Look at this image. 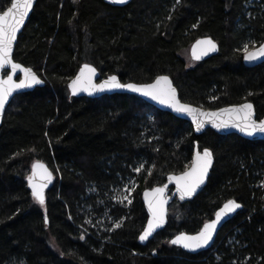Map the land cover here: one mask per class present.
<instances>
[{
    "label": "trees",
    "instance_id": "trees-1",
    "mask_svg": "<svg viewBox=\"0 0 264 264\" xmlns=\"http://www.w3.org/2000/svg\"><path fill=\"white\" fill-rule=\"evenodd\" d=\"M9 6L0 0V11ZM204 36L219 43L218 54L188 65L184 50ZM263 41L264 0H37L14 59L46 86L17 95L0 127V264H264V141L196 136L189 122L137 96L68 90L90 63L122 82L168 75L182 101L205 109L251 101L262 119L264 63L247 68L243 58L244 45ZM196 141L215 157L205 189L174 201L166 228L140 244L143 190L187 170ZM36 161L55 175L43 205L27 185ZM129 180L131 204L115 201ZM231 199L243 210L211 250L192 255L169 243L198 232Z\"/></svg>",
    "mask_w": 264,
    "mask_h": 264
},
{
    "label": "snow or ice",
    "instance_id": "snow-or-ice-1",
    "mask_svg": "<svg viewBox=\"0 0 264 264\" xmlns=\"http://www.w3.org/2000/svg\"><path fill=\"white\" fill-rule=\"evenodd\" d=\"M113 2L124 4L127 0H113ZM33 3L34 0H10L11 6L0 13V70L6 67L10 69L6 79L0 76V114L3 113L8 97L14 91L29 88L43 82L31 68L23 67L12 59L13 45L17 38V33L31 10ZM200 45H207V48L203 49L200 54H197L195 49L193 50V55L197 60L202 55H207L209 51L217 50V45L211 39L198 41L196 47ZM244 53V59L249 62L262 59L264 58V45L252 51H249L248 45H244ZM18 71L23 73V79L19 82L14 79ZM95 72V68L84 65L79 76L70 85L73 95L81 90L92 94L93 92H103L106 89L126 88L167 105L177 113H184L191 116L193 122L196 124L197 132L204 126L205 120L201 119L203 117L209 120L212 126L216 128H237L240 132L250 137L258 133L264 134V119L256 120L254 118L255 113L251 103L224 108L217 112H206L199 108H194L191 105L181 103L177 98L176 89L172 86V82L167 76L159 77L155 83L145 85H137L134 83L122 84L116 76H111L101 84H94L93 76ZM212 155V152L208 149H204L202 153L197 151L195 161L188 171L178 177H170V180H174L177 184V191L180 193L181 199H184L185 196L193 195L196 189L204 183V179L212 164ZM140 170V168L135 169L137 172ZM52 178V172L43 163L36 161L33 164L32 175L28 177V180L32 188L33 197L41 205L45 203L44 189L47 187V183L51 182ZM164 192L165 188H156L151 193H145L146 197H153L148 199V208L152 218L148 221L147 227L139 236L142 242L148 240L156 229L161 227L165 222L166 210L164 206L167 201L163 196ZM123 199L131 204V199L127 196ZM240 207L241 205L237 201L229 200L215 214V220L204 223L202 229L196 235L181 233L169 241V243L182 246L190 251H196L206 247L212 240L217 225L221 220ZM115 227L120 228L121 224L117 223Z\"/></svg>",
    "mask_w": 264,
    "mask_h": 264
},
{
    "label": "water",
    "instance_id": "water-1",
    "mask_svg": "<svg viewBox=\"0 0 264 264\" xmlns=\"http://www.w3.org/2000/svg\"><path fill=\"white\" fill-rule=\"evenodd\" d=\"M103 1L105 3L111 5V6H114V7H124V6H127L132 0H127V2L124 3V4L114 3L113 0H103ZM36 3H37V0H34V3H33V6L31 8V10L27 14V16H26V18H25L22 26L20 27V29H19V31L17 33V38H16V40L14 42L13 51H12V59L14 60V62H16L18 64H21L23 67H26V68H31V67H27V66L23 65L22 63L16 61L14 59V54H15V50H16L17 43H18V39H19L20 35L22 34L25 26L29 22L30 17L32 15L33 11H34L35 6H36ZM10 6H11V4H10ZM2 12H0V13H2ZM207 39H211L217 45V50L216 51H209L207 55H202L199 60L195 59V57L193 55V50L194 49H195V51H196L197 54H200L203 49L207 48V45H200L199 47H196L197 46V42L198 41H201V40H207ZM261 45H264V41L259 46L255 47L254 49H251L249 51L255 50L256 48L260 47ZM219 49H220V45H219V43L217 41H215L210 36H204V37H201L198 40H196L191 45V48H190V57H191V59L194 62H203V61H205V60L213 57L214 55L218 54ZM243 62H244V65L247 68H255V67H257V66H259V65H261V64L264 63V58L258 59V60L253 61V62H249V61H247V60H245L243 58ZM84 65H89V66H91V67H93V68L96 69L95 75L93 76V83L94 84H101L104 81L108 80L111 76H116L117 79L119 80V82L122 83V84L134 83V84H137V85H145V84H153V83H155V81L157 80V78L162 77V76H167L169 78V80L172 82V86L176 89L177 98L183 104L191 105L194 108H199V109H201L203 111H206V112H217V111H219L221 109H224V108L237 107V106L243 105L245 103H251L253 105V110H254V113H255L254 118L256 120H261V119H258L255 105L251 101H246V102H243V103H240V104L227 105V106H224V107H221V108H218V109H205L203 107L196 106V105H193L191 103H186V102L182 101L181 98H180L179 91H178L177 87L175 86L172 78L170 76H168V75H160V76L156 77L153 81H151L149 83L122 82L121 79L117 75H110V76H107V77H102L101 72L94 65H92L90 63H83L79 67V69H78L77 73L75 74V76L68 82V90H69L70 95L72 97H76V98L86 97V98L93 99V98H99V97H102V96H105V95H115V94H127V95L137 96V97L141 98L142 100H144L145 102L149 103L150 105L156 107L158 110H160L162 112L170 113V114H172L173 116H175V117H177L179 119H182V120H184L186 122H189L193 126L194 133H195L196 136H201L206 131L211 130V131H213V132H215V133H217V134H219L221 136L238 135V136H240V137H242V138H244L246 140H249V141H264V134H259L258 133L257 135L250 137V136H247L244 133L240 132L237 128H232V127H229V128H216V127H213L212 126V123L209 120H206L203 117H201V119H204L205 120L204 126H203V128L199 132H197L196 131V124L193 122L191 116H189L187 114H184V113H177L172 108L168 107L167 105L161 104L158 101L152 100L150 97H146V96H144V95H142L140 93L132 92V91L126 89V88L125 89H106L103 92H93L92 94H89V92H87V91L81 90V91H78L75 95H73L72 89L70 88V85H71L72 81L75 80L77 78V76H79L80 71L84 67ZM31 69L37 74V72L33 68H31ZM9 72H10V69L6 67L5 69L0 70V76H2L3 78L6 79L7 78V74H9ZM37 76L40 78L41 81H43L41 84H36V85H33L32 87H29V88L17 89L16 91H14L12 93L11 96L8 97V101H7V103L4 106V111H3L2 114H0V127L3 124L4 116H5V113H6L7 109H8V107H9V105L11 104L12 100L17 95H20V94H23V93H27V92H32V91H34L37 88H42V87H45L46 86V81L42 77H40L38 74H37ZM14 79H16L17 82H19L20 80L23 79V73L18 71L16 73ZM262 119H264V117ZM204 149H208V150H210L212 152V150L210 148H204ZM204 149H200L199 148V143L197 141L195 142V150H194V154H193V158H192L191 165L184 172L188 171L190 169V167L192 166V164L194 163L195 158H196V152L197 151H200L202 153ZM212 154H213V152H212ZM40 162L43 163L47 167V169L52 172V177H53L52 180H51V182L50 183H47V187L44 189V197L46 198V192L50 188H52L54 186V183H55V175H54V172L52 171V169L49 167V165L47 163H44L42 161H40ZM214 163H215V157H214V154H213L212 155V164H211V167L209 168V170L207 172V175H206V177L204 179V183L201 184L196 189V191H195V193L193 195H191V196H185L184 199H181L180 198V193L177 191V184L175 183V181L174 180H170V177H178V176L182 175L184 172H181V173H178V174H175V173L169 174L166 177V181H165L164 184L157 185V186H154L152 188H146V189L143 190V192H142V202L144 204V207H145V210H146V213H147V217H148L144 229L147 227L148 221L152 218L151 213H150L149 208H148V199L153 198V197H146L145 196V193H151L156 188H165V192H164L163 196L166 199L167 203L164 206L165 207V210H166L165 211V222H164V224L161 227L157 228L156 231L152 234V236H150L148 238V240L142 242L138 238V241H139L140 244L146 245L149 241H151L152 239H154V237L157 234H159L160 232H162L166 228V226L168 224L169 209H170V207H171V205H172V203L174 201H178L180 204H186V203L191 202L192 200H194L205 189V187H206V185L208 183L209 177L211 175V172H212ZM31 175H32V168H31V171H30L28 177L31 176ZM28 177H27V185H28L29 190L32 193V188L29 185ZM37 179H39V177H37ZM231 200H234V199H231ZM227 202H225V203H227ZM238 203L241 205V207L239 209H237L235 212L230 213L229 215H227L226 217H224L221 220V222L217 225V228H216V231H215V233L213 235L212 240L209 242V244L206 247L201 248V249H198L196 251H190V250L185 249V248H183L182 246H179V245H173V246L179 247L183 251H185V252H187L189 254H192V255H198V254H201L203 252H207V251L211 250L213 248L215 242H216V239L218 237L219 232L222 230V228L224 227V225L227 224L229 221H231L240 211L243 210V205L240 202H238ZM223 205L215 212V214L218 211H220V209L223 207ZM215 218H216V216L214 215V217L211 220L207 221V222L213 221V220H215ZM144 229H143V231H144ZM143 231L140 233V235L143 233ZM198 232H196V233L180 232L177 235H179L181 233H186L188 235H196ZM177 235H175L172 239H174ZM172 239H170V241Z\"/></svg>",
    "mask_w": 264,
    "mask_h": 264
},
{
    "label": "rangeland",
    "instance_id": "rangeland-1",
    "mask_svg": "<svg viewBox=\"0 0 264 264\" xmlns=\"http://www.w3.org/2000/svg\"><path fill=\"white\" fill-rule=\"evenodd\" d=\"M189 50H190V47L184 50L183 57L185 60H187L188 65H192L194 61L190 57ZM249 50H251L250 47H249ZM135 188H136V184L133 181L129 180L128 182H125L124 185L119 190L115 191L114 200L119 201L122 204L128 203V201L123 198L127 196L129 199L132 200V194Z\"/></svg>",
    "mask_w": 264,
    "mask_h": 264
},
{
    "label": "flooded vegetation",
    "instance_id": "flooded-vegetation-1",
    "mask_svg": "<svg viewBox=\"0 0 264 264\" xmlns=\"http://www.w3.org/2000/svg\"><path fill=\"white\" fill-rule=\"evenodd\" d=\"M5 10H6V9H5ZM5 10H4V11H5ZM0 12H2V11H0Z\"/></svg>",
    "mask_w": 264,
    "mask_h": 264
},
{
    "label": "bare ground",
    "instance_id": "bare-ground-1",
    "mask_svg": "<svg viewBox=\"0 0 264 264\" xmlns=\"http://www.w3.org/2000/svg\"><path fill=\"white\" fill-rule=\"evenodd\" d=\"M190 48H191V46H190ZM190 51V50H189Z\"/></svg>",
    "mask_w": 264,
    "mask_h": 264
}]
</instances>
